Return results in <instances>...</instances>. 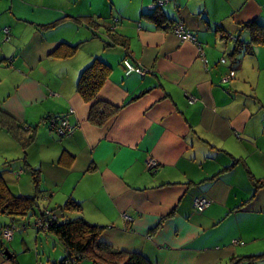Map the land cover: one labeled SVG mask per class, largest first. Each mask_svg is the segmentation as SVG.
Returning <instances> with one entry per match:
<instances>
[{"label":"crops","instance_id":"0c3cea01","mask_svg":"<svg viewBox=\"0 0 264 264\" xmlns=\"http://www.w3.org/2000/svg\"><path fill=\"white\" fill-rule=\"evenodd\" d=\"M155 2L0 0V117L35 128L24 146L0 123V177L38 202L20 223L0 210V233L19 226L11 239L0 235V264L27 263L15 246L32 249L28 227L46 208L102 226L103 242L149 264H227L264 253V187L254 184L264 177V43L242 27L264 23V0H170L156 7L160 21L148 15ZM178 20L194 39L173 30ZM113 34L127 45H107ZM62 42L76 52L54 55ZM96 57L112 66L97 100L120 106L104 125L89 120L91 102L77 87ZM125 58L145 73H126ZM51 115L68 117L73 132L51 128ZM200 195L210 198L204 210L194 205ZM69 199L81 207L65 208ZM238 264H264V256Z\"/></svg>","mask_w":264,"mask_h":264},{"label":"trees","instance_id":"16d2710c","mask_svg":"<svg viewBox=\"0 0 264 264\" xmlns=\"http://www.w3.org/2000/svg\"><path fill=\"white\" fill-rule=\"evenodd\" d=\"M156 7L148 15L160 21L161 13ZM85 18L90 24L95 26L101 22L99 19L97 20L90 16ZM242 27L243 30H250L252 42L264 43V23L255 18L243 23ZM93 34L98 35L96 32H93ZM116 43L126 46L128 39L124 35L113 34L111 39L106 40V44L109 46ZM77 48V44L62 42L53 51V54L66 57L74 54ZM111 71V64L96 57L84 68L78 81V91L86 101L91 102L89 120L96 125H104L120 109L119 105L97 100V94L111 74ZM0 123L12 131L24 146H27L32 141L35 128L26 127L11 115L6 114H1ZM32 172L34 184L37 186L39 183V171L33 168ZM254 184L256 188L264 187V177L255 179ZM36 206H38L36 195L14 194L5 183V180L0 177V210L2 212L13 216H31L37 214ZM80 207V204L73 199H69L65 203V208L67 209H79ZM43 212L44 209H41L39 215H42ZM102 230V226L90 223L83 216L66 218L65 220H53L47 229L64 245L66 254L59 264H65L66 258L70 255L75 257L77 264H81L85 260L90 261V264H149L146 258L139 253L116 249L103 242L100 237ZM0 235L2 236L1 233ZM262 256H264V253L234 257L227 264H238L244 258L252 259Z\"/></svg>","mask_w":264,"mask_h":264},{"label":"built area","instance_id":"2783aa9c","mask_svg":"<svg viewBox=\"0 0 264 264\" xmlns=\"http://www.w3.org/2000/svg\"><path fill=\"white\" fill-rule=\"evenodd\" d=\"M170 0H156L153 4V7L162 6L165 3H168ZM173 30L182 38V39H194L193 34L186 26L183 20H178L173 25ZM6 36L8 37L9 28L5 27L4 29ZM124 63L126 65V73H130L132 71H138L140 73H145V69L142 67L136 66L129 58H125ZM189 95V94H188ZM190 102L194 101V97L189 95ZM45 121L49 124L51 128L56 130L61 135L70 134L73 132L75 126L69 121L68 117L62 115H51L45 118ZM146 163L148 168L151 171L156 170L159 162L158 160L150 156L146 159ZM210 204V198L206 195L197 196L194 200V205L198 210H204ZM53 220H59L58 214L49 208L44 209L42 215L37 216L31 224L34 225L37 229H41L47 231L49 228L50 223ZM29 222V223H30ZM19 228V226L15 223H8L5 224L1 228V234L4 238L11 239L14 236V232ZM241 242L243 241H235ZM65 264H77V261L73 255H70L66 258Z\"/></svg>","mask_w":264,"mask_h":264},{"label":"rangeland","instance_id":"374dc122","mask_svg":"<svg viewBox=\"0 0 264 264\" xmlns=\"http://www.w3.org/2000/svg\"><path fill=\"white\" fill-rule=\"evenodd\" d=\"M22 219L23 218L20 215H17L15 218L17 223H20V220ZM28 229L33 231V235L32 242L26 241V244L29 247H33L32 249H27L25 243L22 242L16 245L15 248L19 257L21 259L25 258V260H27L26 264H34L36 257V264H52V261L59 263L65 253L62 242L53 235L46 236L45 232L37 231L34 226H30ZM18 231L19 230L15 233ZM50 258L52 261H50ZM81 264H90V261L85 260Z\"/></svg>","mask_w":264,"mask_h":264},{"label":"water","instance_id":"95a60500","mask_svg":"<svg viewBox=\"0 0 264 264\" xmlns=\"http://www.w3.org/2000/svg\"><path fill=\"white\" fill-rule=\"evenodd\" d=\"M4 254H6L8 257H11V255H12L11 251L9 250V248H6L4 250Z\"/></svg>","mask_w":264,"mask_h":264}]
</instances>
